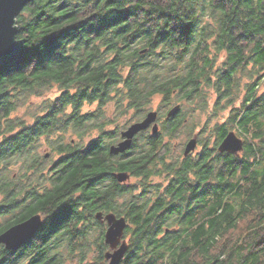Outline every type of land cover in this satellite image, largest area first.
Wrapping results in <instances>:
<instances>
[{
	"label": "trees",
	"instance_id": "1",
	"mask_svg": "<svg viewBox=\"0 0 264 264\" xmlns=\"http://www.w3.org/2000/svg\"><path fill=\"white\" fill-rule=\"evenodd\" d=\"M16 25L0 58V233L43 222L19 250L0 244V264L104 263L98 211L127 220L120 264H264V0H32ZM156 96L159 131L110 154ZM199 125L213 143L198 153L163 141ZM231 130L240 156L217 150Z\"/></svg>",
	"mask_w": 264,
	"mask_h": 264
},
{
	"label": "water",
	"instance_id": "2",
	"mask_svg": "<svg viewBox=\"0 0 264 264\" xmlns=\"http://www.w3.org/2000/svg\"><path fill=\"white\" fill-rule=\"evenodd\" d=\"M32 0H0V58L11 55L16 49V18L23 7ZM143 52V51H142ZM179 105L173 106L167 112V117L175 114ZM158 112L149 110L145 116L136 122L131 123L125 129L120 131L121 139L109 145L108 151L112 155L124 153L132 145L134 137L141 131L151 127V133L155 134L159 130L157 122ZM197 145L195 137L190 138L183 149V156H187L194 151ZM244 149V141L238 137L234 131H229L220 141L217 150L220 153L226 152L238 156ZM47 156V153H46ZM112 176L119 183L130 181V173L127 171H114ZM95 217L105 219L107 228L104 232V243L109 249L104 253L107 260L105 264H120L125 253L128 250V242L124 237L127 220L124 216H117L113 212L103 213L98 211ZM43 219L36 213L27 219L15 223L0 233V244H3L7 250L19 248L30 236H32L41 227Z\"/></svg>",
	"mask_w": 264,
	"mask_h": 264
},
{
	"label": "rangeland",
	"instance_id": "3",
	"mask_svg": "<svg viewBox=\"0 0 264 264\" xmlns=\"http://www.w3.org/2000/svg\"><path fill=\"white\" fill-rule=\"evenodd\" d=\"M263 83H264V81H263ZM262 88H264V84L262 85ZM38 101H39L38 99H35V100H34V102H38ZM159 102H160V96H156V97L153 98L152 103H151V108H152V110H155V109H156V107H157V105L159 104ZM92 107H93V105H92V106H86V107H85V110L90 109V108H92ZM20 113H24V109H22V110L20 111ZM25 113H26V112H25ZM130 113H132V111H130ZM226 116H227V110H226V111H222V112H220L219 117H218L217 119L212 120V121L210 122V126H212V125H213L214 123H216V122H222V121L226 118ZM27 117H29V116H27ZM163 119H165V116H162L161 118H160V117L157 118V122H158V125H159V129H160V124H159V123H160ZM196 119H198V120L200 121L201 125H202V124H203V121H204V119H205V116H204V114H202V113L199 114V113L197 112ZM121 120L123 121V120H125V118H121ZM200 127H201V126L199 125L198 127L194 128V131H193V132H188L186 129H183V128H182L181 130H179L178 133H176V134H177L176 136L174 135V136H172L171 138L168 137V136L165 134V135H163V137H164V138H163V141H164V143H166V144H171V145L174 147L175 151H176L177 153H181V154H182V151H183V149H184V146H185L186 142H187L190 138L194 137L193 135H195L196 133L199 134L198 140H201V142L203 143V145L206 144L205 141H204V139H206V138L209 139V141H207V143H209V145H211V144L213 143L212 135H211L210 133H204V135L200 136ZM144 131H147V132L150 133V132H151V127H148V128H147L146 130H144ZM158 131H159V130H158ZM232 131H234L238 137H240V138L243 139V137H241V136L237 133V131H235V130H232ZM202 138H203V140H202ZM243 140H244V139H243ZM201 142H200V146H199V145H196L194 151H192L190 154H195V153H197V151L200 150V148H201ZM202 148H203V146H202ZM133 181H134V179L131 177V178H130V181L127 182L126 184H131V183H133ZM103 229H104V227H103ZM94 231H95V230H94ZM94 231H93V232H94ZM93 232H92V234H93ZM92 234H90V238H89V240L92 242V248H91V250L89 251V253H88V257H87V258H93V257L96 255V253H97V248H96V245H95V243H94L95 239H94V237L92 236ZM125 238H126V237H125ZM126 239H127V238H126ZM78 263H79V258H77V257L72 258V259H68V260L65 262V264H78Z\"/></svg>",
	"mask_w": 264,
	"mask_h": 264
},
{
	"label": "flooded vegetation",
	"instance_id": "4",
	"mask_svg": "<svg viewBox=\"0 0 264 264\" xmlns=\"http://www.w3.org/2000/svg\"><path fill=\"white\" fill-rule=\"evenodd\" d=\"M195 138H196V141H197V145H199L200 146V142H201V140H198V137H199V134L198 133H196L195 135H193ZM202 146H203V143L201 142V148H200V150L202 149ZM200 150L199 151H197V153L198 152H200ZM27 219V218H26ZM25 220V219H24ZM23 221V220H22ZM102 225H103V227H104V229H103V241H104V232H105V230H106V228H107V222H106V220L105 219H100V220H98ZM21 222V221H20ZM18 223V222H17ZM6 230V229H5ZM3 232V231H2ZM35 234V233H34ZM33 234V235H34ZM32 235V236H33ZM32 236H30L19 248H17V249H13V250H9V251H17V250H19L20 248H22L28 241H29V239L32 237ZM106 245V244H105ZM2 246L4 247V245L2 244ZM107 247H106V249L102 252V255H103V258H104V253L109 249V247H108V245H106ZM5 248V247H4ZM6 249V248H5ZM7 250V249H6ZM92 260V258H86V260H85V262H89V261H91ZM104 263H102V264H105L106 262H107V260L104 258ZM84 262V263H85Z\"/></svg>",
	"mask_w": 264,
	"mask_h": 264
}]
</instances>
